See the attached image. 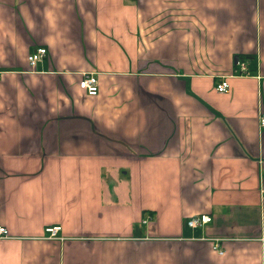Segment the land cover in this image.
Returning <instances> with one entry per match:
<instances>
[{"label":"crops","instance_id":"1","mask_svg":"<svg viewBox=\"0 0 264 264\" xmlns=\"http://www.w3.org/2000/svg\"><path fill=\"white\" fill-rule=\"evenodd\" d=\"M262 113L264 0H0V264H264Z\"/></svg>","mask_w":264,"mask_h":264},{"label":"built area","instance_id":"2","mask_svg":"<svg viewBox=\"0 0 264 264\" xmlns=\"http://www.w3.org/2000/svg\"><path fill=\"white\" fill-rule=\"evenodd\" d=\"M46 56V50L44 48H38L36 51L27 57L28 65L34 67L39 61H41ZM237 69L234 71L236 75L247 76L249 75L248 66L245 61H237ZM79 88L84 90L88 96H96L98 93V82L96 76L93 74H83L82 78L78 84ZM215 90L218 93H226L228 91V83L226 80H222L215 85ZM259 128L264 130V113L259 116ZM264 195V191L262 192ZM211 221L210 217L207 215H196L186 221V226L188 228L199 227L203 224L209 223ZM59 231V227H51L46 230L49 237H55ZM7 230L0 226V239H7ZM221 254V251H219Z\"/></svg>","mask_w":264,"mask_h":264},{"label":"water","instance_id":"3","mask_svg":"<svg viewBox=\"0 0 264 264\" xmlns=\"http://www.w3.org/2000/svg\"><path fill=\"white\" fill-rule=\"evenodd\" d=\"M238 61L237 57H234V64H236Z\"/></svg>","mask_w":264,"mask_h":264}]
</instances>
